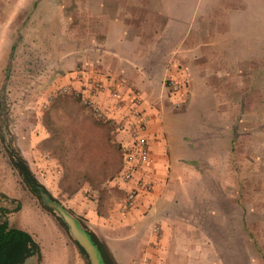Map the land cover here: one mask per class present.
<instances>
[{
    "label": "crops",
    "instance_id": "1",
    "mask_svg": "<svg viewBox=\"0 0 264 264\" xmlns=\"http://www.w3.org/2000/svg\"><path fill=\"white\" fill-rule=\"evenodd\" d=\"M0 36L6 37L0 85L20 45L19 52L33 53L34 67L50 53L54 83L101 81L107 89L95 99L110 114L127 113L110 95L117 90L139 95L151 115L152 191L124 210L136 182L120 179L113 184L119 196L83 207L116 263L249 264V199L254 190L264 204V153L250 159L244 137L234 140V119L247 115L252 86L264 101V0H0ZM169 78L179 83L177 91L167 86ZM198 92L216 94L208 110L220 122L192 123L170 143L162 110L180 104L188 112ZM196 106L200 116L206 113ZM24 264H43V258Z\"/></svg>",
    "mask_w": 264,
    "mask_h": 264
},
{
    "label": "rangeland",
    "instance_id": "2",
    "mask_svg": "<svg viewBox=\"0 0 264 264\" xmlns=\"http://www.w3.org/2000/svg\"><path fill=\"white\" fill-rule=\"evenodd\" d=\"M5 39L0 36V44ZM19 48L17 45L10 53L9 67L0 85V209L5 208L3 213L10 227L33 236L40 246L43 264H89L67 227L31 191L12 160L24 157L54 198L89 226L83 207L121 192L113 184L120 181L122 137L116 121L100 120L84 104L74 78L64 84L51 80L49 52L42 53L39 69L33 66V53L19 52ZM253 88L249 90L252 97L245 101L247 115L234 119V140L239 135L244 137L242 149H247L250 159L259 150L264 153V101L253 96ZM205 95L198 92L195 104L186 106L191 108L188 112L180 104L162 110L170 143L179 141L185 126L192 123L220 122L218 116H209L211 109L208 110L217 100L216 94L208 98ZM198 103L207 116H200ZM241 122L246 123L242 129ZM254 192L251 190L249 199V264H264V204L259 203Z\"/></svg>",
    "mask_w": 264,
    "mask_h": 264
},
{
    "label": "built area",
    "instance_id": "3",
    "mask_svg": "<svg viewBox=\"0 0 264 264\" xmlns=\"http://www.w3.org/2000/svg\"><path fill=\"white\" fill-rule=\"evenodd\" d=\"M166 84L171 91H177L180 87L179 83L171 78L166 80ZM106 89L101 81L90 78L82 82L78 94L84 104L100 120L116 121L118 131L126 134L120 143L123 156L120 179L124 182H136V186L126 192L122 208L128 210L135 205L137 196L141 192H151L156 184L155 149L147 132L152 117L143 107L141 97L132 91L128 92L125 97L117 90L111 91L110 95L116 101V105L121 108L126 106L127 113L122 118L110 114L95 99Z\"/></svg>",
    "mask_w": 264,
    "mask_h": 264
},
{
    "label": "water",
    "instance_id": "4",
    "mask_svg": "<svg viewBox=\"0 0 264 264\" xmlns=\"http://www.w3.org/2000/svg\"><path fill=\"white\" fill-rule=\"evenodd\" d=\"M21 157L20 155L14 162L18 165L17 169L19 172L21 171L20 174L24 178V181L29 185L31 191L41 199L45 207L57 214L60 221L67 227L72 239L87 257L89 264H109L105 252L101 244H99L101 241L95 232L89 226H85V223L80 218L74 215L57 199H53L51 193L42 183L36 182L34 179L36 176L32 175L34 173L32 172L31 174L26 170L25 166L28 162L26 161L27 164L25 165L22 164Z\"/></svg>",
    "mask_w": 264,
    "mask_h": 264
},
{
    "label": "trees",
    "instance_id": "5",
    "mask_svg": "<svg viewBox=\"0 0 264 264\" xmlns=\"http://www.w3.org/2000/svg\"><path fill=\"white\" fill-rule=\"evenodd\" d=\"M21 158L22 164H27L26 159L23 157ZM12 162L14 166L18 168V165H16L13 160ZM25 167L27 172L32 174L28 164ZM32 175L34 176V174ZM34 179L36 182H39L35 177ZM51 196L55 199L52 194ZM0 210V264H24L34 255H38L40 258V246L33 236L26 230L10 227L7 220V214L3 213L5 208L2 207ZM84 225L86 226V224ZM99 244H101L109 264H118L112 258L106 245L102 242Z\"/></svg>",
    "mask_w": 264,
    "mask_h": 264
}]
</instances>
